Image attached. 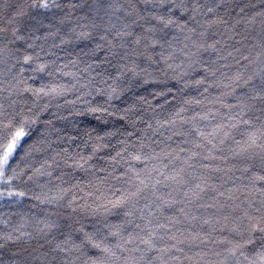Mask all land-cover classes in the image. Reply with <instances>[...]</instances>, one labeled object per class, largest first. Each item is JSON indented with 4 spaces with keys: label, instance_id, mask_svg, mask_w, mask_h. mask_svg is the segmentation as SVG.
Returning <instances> with one entry per match:
<instances>
[{
    "label": "snow or ice",
    "instance_id": "1",
    "mask_svg": "<svg viewBox=\"0 0 264 264\" xmlns=\"http://www.w3.org/2000/svg\"><path fill=\"white\" fill-rule=\"evenodd\" d=\"M10 7L7 19L0 16V201L19 205L29 191L14 182L26 186L47 177L51 184L59 169L54 177L59 183H36L41 195L30 198L96 220L87 231L83 225L72 227L79 223L74 216L61 221L58 211L29 220L21 214L15 226L0 218V250L41 241L31 251L20 247L9 264H264V5L249 13L244 8L235 13L229 0H14ZM69 45L79 47L69 61L73 67L84 64L77 72L64 71L69 64L60 66L59 57L46 59ZM155 71H171L176 80L202 73L191 83L205 85V93L210 87L220 89L214 102L227 115L214 125L218 113L186 117V106L201 101H183L169 119L157 120L155 129L148 124L149 143L145 137L131 140L134 132L119 141L120 151L109 159L114 167L108 176L116 183L97 178V184L89 181L92 190L77 197V191L83 192L81 182L64 187L69 183L65 177L73 170L94 173L90 162L109 147L102 141L117 133L93 136L96 129L89 126L83 141L88 154L67 147L55 151L47 133L34 139L38 125L52 123L41 118L50 104L40 107L37 101L79 91L67 102L85 105L75 115L107 123L104 117L117 116V110H110L112 101L140 80L149 83ZM40 74L50 82L34 87L29 80ZM57 75L71 76L75 83L58 82L53 79ZM94 94L100 98L95 102L89 99ZM227 98L235 102L225 103ZM132 111L125 108L119 119L135 125L128 116ZM178 121L188 130H173L164 139L183 137L181 143L157 151L164 141L152 137L163 136L161 129H175ZM201 121L208 124L201 127ZM67 139L75 142L76 137ZM48 152L53 155L39 167L15 163L18 157ZM121 164L126 167L117 174ZM209 193L214 203H199ZM193 208L215 209L216 215L203 218Z\"/></svg>",
    "mask_w": 264,
    "mask_h": 264
},
{
    "label": "trees",
    "instance_id": "2",
    "mask_svg": "<svg viewBox=\"0 0 264 264\" xmlns=\"http://www.w3.org/2000/svg\"><path fill=\"white\" fill-rule=\"evenodd\" d=\"M13 2L14 0H0V16H3L5 19H7V17L13 10L12 7H10ZM262 5H264V0H229V7L230 9H234L235 13H239L240 8H244L245 13L259 11L261 10ZM80 47H83V45H80ZM73 48H75L76 50L73 51ZM78 52L79 47H76L75 45H69L66 46L64 50H56V56L48 57L46 59H55L56 57H59L60 59L58 61V64L62 66L64 64H69V61L71 59H74ZM102 55L103 54H101V56ZM212 59H215V57L213 56ZM228 62L232 63L231 60H229ZM83 67V63L79 64L77 67H73L71 64H69L68 68L64 69V71L77 72L78 69H82ZM150 71L152 70L150 69ZM232 71H235V68H233ZM26 75L32 76L33 74L31 72H28ZM174 75L175 73L171 71H168L166 73L164 71H155L153 72V75L151 77L147 78L149 79V83H144L143 80H140L138 83L132 86L129 91L125 92L119 100L112 101L113 108L110 110H117V116L104 117V120H107V123H104L103 121H97L91 115H75L76 112L82 111L85 105L77 103L75 106H73L67 102L75 100L77 95L81 94L79 91L69 92L66 96L58 97L54 100H49L48 97H45L37 101L40 107H43L45 104H50L49 110L42 113L41 118L44 121L50 120L52 123L51 126L47 128L45 126L38 125L37 128L39 131L37 132L34 139L38 138L39 133L41 132L47 133L48 139L53 142V149L55 151H60L63 148L67 147L71 152L82 151L84 154H88L90 149L84 147L83 141L87 140V137L84 133L86 130H88L89 126L96 129V132L92 133L93 136H95L97 133L103 136L105 132L109 131H114L117 133V135L112 137L105 136L102 143L108 144L109 147L101 150L97 154V156L94 157V159L90 162L94 166L96 171L93 173V171L90 169L87 173H85L80 170H73L70 172L69 176L65 177V179L68 180L69 183L63 185L64 187H69L72 183L81 182L83 192L77 191L75 193L77 197H80L84 196L85 193L92 190L88 187L89 181H91L93 184H97V178H99V180L108 178L109 183H116L115 181L111 180V177L108 176V173L112 172L114 167L109 163L110 157L115 156L116 152L120 151L119 141L126 138L127 132H134L135 134L130 138L131 140L135 141L138 137H145L144 142L149 143L147 137L145 136V133L147 130V136H151L152 130L147 129L148 124H152L153 129H155L157 120L164 121L169 119L172 113L178 110L183 105V101L185 100L201 101V103L198 105L191 104L186 106L188 108V111L183 114L186 117L193 115L195 112H199L201 115L209 111L212 113H218L216 119L212 121V124L214 125L215 123H219L221 121V117L227 115V109L222 108L219 103L214 102L216 98L221 94L220 89L210 87L208 89V92L205 93V85L197 87L196 85H194V83H191V81L199 79L202 73H192L190 77H185L184 80L172 79ZM86 78V76H83L80 79L79 83H84ZM53 79L69 85L75 83L71 76L57 75ZM48 82H50V78L45 74H40L39 76H37L35 81L29 80V83L34 87H39L42 83ZM186 82L190 84L189 87H184V84ZM209 83H211V78L209 79ZM158 93H165V95H157ZM27 95L31 98L30 93ZM89 99L95 102L100 98L95 96L94 94L93 97H90ZM234 102L235 101L232 98H227L225 100V103ZM57 105H59V107H57ZM128 107H131L133 109V111L130 112L128 116L132 120L136 121L135 125L129 123L128 120L121 121L119 119V116L124 115L123 110ZM224 122L227 123L226 120ZM207 124V121L200 122L201 127H204ZM188 128L189 126L185 125L184 128L181 129L178 121L175 129H161L163 136L158 133L155 137H152L155 140L164 141L156 148V150L159 151L160 148H166L169 146L171 148H175L177 144L181 143L183 137H173L172 141H167L164 139V137L171 135L173 130L186 132ZM72 136L76 137L75 142H70L67 139L68 137ZM61 137H63L64 139L61 140ZM236 138L239 139V136L237 135ZM229 144L230 142L225 143V150H227ZM20 155L24 156V152L22 151ZM51 155H53L52 152H48L46 154L33 153L31 156H28L23 160L18 157L15 163H18L20 165V168L24 169H27V165L39 167L40 163ZM216 163L219 164L220 167L228 166L226 164L220 163L219 161H217ZM123 167L126 166L123 164L116 166L117 174H119ZM99 169H106V171L102 172L99 171ZM62 170L64 172H69V170L63 168V166ZM60 171L61 170L58 169L53 173V180L51 184H48L47 177H40L35 183L29 182L26 186L21 182H14L16 184V187L20 190H28L29 197L21 198V202L19 205L9 201L8 199L0 201V218L9 219L11 221V224L15 226L21 222V214L24 215L25 220H29L32 218H43V216L47 213H54L58 211L60 213L61 221L69 216H74L75 219L79 221V223L72 224V227L78 228L83 225L85 227V230L91 231V226L95 222L96 217L91 216L83 211L76 215L71 212V209L60 208L56 204H40L39 201L30 198L33 194L41 195V189L35 186L36 183L47 184L48 187H53L55 184L59 183V181H56L54 177L56 175H59ZM220 175L223 174L221 173ZM237 175H239V173H237ZM22 179L26 180L27 177L24 176ZM215 183L219 184L221 183V181L216 180ZM117 186L119 185L117 184ZM228 186L229 185H225V187ZM44 191H47V189H44ZM212 195V193H209L199 203H214V201L212 200ZM70 198L71 194L66 197L64 203H66ZM87 202L91 203L92 201L91 199H89ZM167 214L172 215L173 213L169 212ZM193 214L201 216L203 218H208L210 216L216 215V210L193 208ZM109 219L115 223L118 222L119 218L116 216H111L109 217ZM69 223L71 224L72 221L69 220ZM0 228H3V225H0ZM205 229L210 231L208 226H205ZM65 231H67V229H65ZM213 235L218 236V233H213ZM39 243H41V241L37 239L24 242L20 246H12L11 244H9L5 249L0 250V259L3 260L4 264H9V257H11L12 253L19 251L20 247H26L29 249V251H31L32 248H38Z\"/></svg>",
    "mask_w": 264,
    "mask_h": 264
}]
</instances>
